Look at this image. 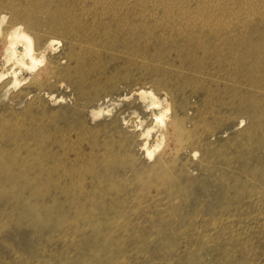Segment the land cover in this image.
I'll use <instances>...</instances> for the list:
<instances>
[{"label": "rangeland", "instance_id": "obj_1", "mask_svg": "<svg viewBox=\"0 0 264 264\" xmlns=\"http://www.w3.org/2000/svg\"><path fill=\"white\" fill-rule=\"evenodd\" d=\"M55 1L69 18L0 0V264H264V0ZM73 18L87 42L65 35ZM14 25L38 52L54 41L32 71L5 60ZM140 91L167 110L161 122Z\"/></svg>", "mask_w": 264, "mask_h": 264}, {"label": "bare ground", "instance_id": "obj_2", "mask_svg": "<svg viewBox=\"0 0 264 264\" xmlns=\"http://www.w3.org/2000/svg\"><path fill=\"white\" fill-rule=\"evenodd\" d=\"M28 1V0H27ZM42 2L39 4V5H42V9H44L45 11H46V13L48 14V20L49 21H53V22H57L58 21V17H64V18H69L68 17V15L66 16L65 14H64V11H63V8H61V6H60V4H57V1H55L56 3L54 4V0H41ZM225 1V0H224ZM7 2V1H6ZM26 2V1H25ZM44 3V4H43ZM221 4V3H220ZM6 5V4H5ZM28 5V4H27ZM38 5V6H39ZM218 6V5H217ZM18 7V6H17ZM22 7V6H21ZM20 7V8H21ZM65 9V8H64ZM16 10V9H15ZM14 10V11H15ZM19 10V9H18ZM81 10H82V7H81ZM17 11V10H16ZM21 11H22V8H21ZM26 12L24 13V15H23V17H24V20H25V22L29 25V26H31L33 23H35L36 22V19H35V13H36V6H34V7H32V8H30V7H27L26 8V10H25ZM23 12V11H22ZM19 13H21V12H19ZM63 13V14H62ZM67 14V13H66ZM17 15V14H16ZM22 16V15H21ZM72 16V15H71ZM22 18V17H21ZM70 18H72V17H70ZM18 21V20H17ZM22 21V20H21ZM64 23V22H63ZM59 26L61 25L60 23H57ZM65 24V23H64ZM127 24V23H126ZM73 25V26H72ZM70 27H68V28H66L65 29V31H64V33H65V35H77V34H80V35H83V38H84V40L86 41V40H88L89 39V35H86V33L84 32H82V28L81 27H79V26H77V20L76 19H74L73 18V24H72ZM118 25H120V24H118ZM35 25H33L32 27H34ZM67 26V25H66ZM94 26V25H93ZM115 26V25H114ZM56 26H54L53 28H55ZM99 27V26H98ZM168 27V26H167ZM167 27H165V28H167ZM28 28V27H27ZM62 29H63V27H61ZM95 28V27H94ZM105 28H106V26H105ZM104 28V29H105ZM124 28V27H123ZM192 28V27H191ZM224 28V27H223ZM52 29V28H51ZM103 28H101V30H102ZM111 29V28H110ZM114 29V28H113ZM10 32H4V34H2V40L4 41V43L7 45L6 46V48H5V52H4V55H5V60H6V62H8V63H13L14 64V66L15 65H19L20 67L22 66H24L23 68L24 69H26V70H31L32 71V69H34L38 64H40L41 62H43L44 60H45V57H43V55H45V53H47L48 51H51L52 50V47H53V45H54V41H48V42H46L41 48H39V52H38V50L37 49H35V47H34V39L32 38V37H30L20 26H17V25H14V26H12V27H10ZM54 30V29H53ZM64 30V29H63ZM96 30H97V28H96ZM99 30H100V27H99ZM126 30V29H125ZM132 30V29H131ZM152 30V29H151ZM168 30V29H167ZM186 30V29H185ZM50 31V30H49ZM52 31V30H51ZM55 31V30H54ZM94 31V30H93ZM141 31V30H140ZM144 31V30H143ZM53 32V31H52ZM58 32V31H57ZM56 32V33H57ZM60 32V31H59ZM87 32V31H86ZM89 32V31H88ZM103 32V31H102ZM115 32H116V30H115ZM118 32V31H117ZM123 32V31H122ZM126 32V31H125ZM166 32V31H165ZM150 33V32H149ZM184 33V32H183ZM58 34V33H57ZM88 34V33H87ZM109 34V33H108ZM113 34V33H112ZM120 34H122V33H120ZM144 34H146L145 32H144ZM185 34V33H184ZM183 34V35H184ZM98 35V34H97ZM125 35H126V33H125ZM148 35H151V34H148ZM162 35V34H161ZM182 35V36H183ZM103 36V35H102ZM67 37V36H66ZM69 37V36H68ZM67 37V38H68ZM92 37V36H91ZM90 37V38H91ZM94 37H96V36H94ZM106 37V36H105ZM110 37V36H109ZM119 37V36H118ZM137 37H138V35H137ZM149 37V36H148ZM168 37V36H167ZM98 38V37H97ZM127 38V37H126ZM134 39H135V37H133ZM169 38V37H168ZM96 39V38H95ZM120 40V39H119ZM17 41H23L24 42V49H23V51L22 52H18L17 51V49H16V44H17ZM84 41V42H85ZM97 41V40H96ZM121 41V40H120ZM123 41V40H122ZM127 41H128V39H127ZM141 41V40H140ZM87 42V41H86ZM116 42H117V40H116ZM147 42V41H146ZM91 43V42H90ZM93 43V42H92ZM118 43V42H117ZM123 43V42H122ZM127 43V42H126ZM129 43V42H128ZM89 44V43H88ZM130 44H131V42H130ZM137 44V43H136ZM139 44V43H138ZM126 46V45H125ZM132 47V46H131ZM134 47V46H133ZM125 48V47H124ZM86 49V48H85ZM137 49V48H136ZM92 50V49H91ZM133 50V49H132ZM121 51V50H120ZM87 52V51H86ZM123 52V51H122ZM132 52H134V51H132ZM136 52V51H135ZM121 53V52H120ZM127 54V53H126ZM132 54V53H131ZM130 55V54H129ZM132 56V55H131ZM129 58V57H128ZM26 59H28V61L29 62H26ZM131 62V61H130ZM12 64V65H13ZM153 64V63H152ZM26 65H27V67H26ZM125 65V64H124ZM165 65V64H164ZM18 66V67H19ZM53 66H54V64L53 63H51L50 64V68H53ZM106 66V65H105ZM150 66V65H149ZM5 67H6V65H5ZM26 67V68H25ZM148 67V66H147ZM12 69H13V66L11 67ZM3 70V69H2ZM6 72V71H5ZM11 72L12 73H14L15 71L13 70H11ZM155 72V71H154ZM7 73H9V75H10V72L8 71ZM11 73V74H12ZM17 73V72H16ZM15 73V74H16ZM15 74L14 75H12V79L8 82V84L10 83L13 87H16V86H18V85H20L19 83H21V81L20 80H18L17 79V77H15ZM161 74V73H160ZM1 75V74H0ZM18 75H19V72H18ZM17 74H16V76H18ZM6 76V75H5ZM3 77V76H2ZM0 78H1V76H0ZM161 79V78H160ZM24 80V79H23ZM95 80H96V78H95ZM95 80H93V79H91L90 80V82H93V83H95L96 81ZM168 80V79H167ZM80 82L83 84V85H85V79L84 78H82L81 80H80ZM158 82H161V80H158ZM165 83H167V82H165ZM168 86V85H167ZM140 93L141 94H143L144 96H148V97H150V104H151V106L154 108L155 107V109H153V111H150V113H149V115L151 116V120L153 121V122H161L162 121V117L164 116V113H166L167 112V110H161L160 112H156V108L159 106V105H157L158 104V102L156 101V100H154L153 98H152V94H151V92H147V91H140ZM8 112V111H7ZM6 112V113H7ZM5 113V114H6ZM100 113V112H99ZM99 113H97V114H99ZM7 115V114H6ZM7 116H9V115H7ZM6 116V117H7ZM258 116V121H259V123H260V114L259 115H256V117ZM15 117V116H14ZM39 117H40V115H39ZM18 118V117H17ZM42 118H43V116H42ZM8 119V118H7ZM41 119V118H40ZM44 119V118H43ZM47 119V118H46ZM50 119V118H49ZM4 120V119H3ZM10 120V119H9ZM18 120V119H17ZM11 121V120H10ZM10 121H8V122H10ZM31 121V120H30ZM42 121V120H41ZM49 121V120H48ZM28 122V121H27ZM52 122V121H51ZM12 123V122H11ZM47 123V122H46ZM2 124V123H1ZM8 124V123H7ZM15 124H17V122L15 123ZM33 124V123H32ZM3 125V124H2ZM13 125H14V122H13ZM18 125V124H17ZM40 125V124H39ZM11 126V125H10ZM19 126V125H18ZM17 126V127H18ZM38 126V125H37ZM41 126V125H40ZM74 126V125H73ZM83 126V125H82ZM140 126V125H139ZM16 127V126H15ZM22 127V126H21ZM30 127V126H29ZM34 127V126H33ZM44 127V126H43ZM134 127H135V129L137 128V125H135L134 124ZM25 128V127H24ZM35 128V127H34ZM13 129V128H12ZM17 129H19V128H14L13 130L14 131H17ZM21 129V128H20ZM32 129V128H31ZM44 129V128H43ZM46 129V128H45ZM81 129H83V128H81ZM80 129V130H81ZM132 129H133V127H132ZM11 130V129H10ZM26 130V129H25ZM39 129L37 128V131H38ZM40 130H42L41 128H40ZM47 130V129H46ZM74 130V129H73ZM9 131V130H8ZM36 131V130H35ZM70 131H71V129H70ZM90 131H92V130H90ZM89 131V132H90ZM148 131V130H147ZM1 132H3V129H0V134H1ZM10 132V131H9ZM25 132V131H24ZM23 132V133H24ZM28 132H30V131H28ZM32 132V131H31ZM67 132V131H66ZM77 132V131H76ZM175 132L177 133H179V134H183L184 133V129H182V125H181V123H179V121H176L175 122ZM15 133V132H14ZM44 133H46L45 131H44ZM43 133V134H44ZM74 133V132H73ZM85 133V132H84ZM94 133H96L95 131H94ZM93 133V134H94ZM5 134V133H4ZM6 134H7V132H6ZM21 134V133H20ZM90 134V133H89ZM98 134V133H97ZM10 135V134H9ZM31 135H33V134H31ZM37 135V134H36ZM62 135V134H61ZM91 135V134H90ZM149 135V134H148ZM4 136H7V135H4ZM42 136V134L40 135V137ZM62 136H64V134L62 135ZM95 136V135H94ZM9 137V136H8ZM8 137H6V138H8ZM20 137V136H19ZM23 137V136H22ZM25 137V136H24ZM23 137V138H24ZM36 137V136H35ZM88 137V136H87ZM179 137L181 138V136L179 135ZM14 138H15V135H14ZM13 138V139H14ZM27 138V137H26ZM25 138V139H26ZM31 138V137H30ZM61 138H63V137H61ZM68 138V137H67ZM84 138V137H83ZM113 138V137H112ZM115 138V137H114ZM10 139V138H9ZM24 139V140H25ZM37 139V138H36ZM46 139V138H45ZM96 138H94V140H95ZM97 139H98V137H97ZM96 139V140H97ZM177 139H178V135H177ZM7 140V139H6ZM20 140H21V137H20ZM35 140V139H34ZM33 140V141H34ZM63 140V139H62ZM91 140H92V138H91ZM114 140V139H113ZM10 141V140H9ZM23 141V140H22ZM22 141H21V143H22ZM44 141V140H43ZM83 141V140H82ZM16 142H17V140H16ZM68 142V141H67ZM79 142V141H78ZM84 142H86V140L84 141ZM157 142V141H156ZM26 143V142H25ZM28 143H29V140H28ZM41 143H42V140H41ZM40 143V144H41ZM45 143V142H44ZM43 143V144H44ZM56 143H57V141H56ZM55 143V144H56ZM64 143V142H63ZM83 143V142H82ZM105 143V142H104ZM113 143V142H112ZM124 143V142H123ZM159 143H160V141L157 143V145L153 148V150H155L158 146H159ZM2 144V143H1ZM5 144V143H4ZM18 144V143H17ZM37 144V143H36ZM39 144V145H40ZM46 144V143H45ZM60 144V143H59ZM59 144H58V146H59ZM77 144V143H76ZM92 144H93V142H92ZM96 144V143H95ZM98 144V143H97ZM26 145V144H25ZM38 145V144H37ZM66 145V144H65ZM72 145V144H71ZM80 145V144H79ZM94 145V144H93ZM4 146V145H3ZM6 146V145H5ZM27 146V145H26ZM34 146H35V144H34ZM42 146V145H41ZM73 146V145H72ZM89 146V145H88ZM92 146V145H91ZM10 147V146H9ZM14 147H15V145H14ZM23 147V146H22ZM63 147V146H62ZM142 148V150H143V152H144V154H146L149 158L150 157H152V153H153V150H148V148H147V146H146V144H142V146H141ZM16 148V150L18 149L17 147H15ZM24 148H25V146H24ZM32 148V147H31ZM38 148V147H37ZM45 148V147H44ZM80 148V147H79ZM91 148V147H90ZM92 148L94 149L95 148V145L94 146H92ZM97 148V147H96ZM111 148H112V146H111ZM3 149V148H2ZM12 149V148H11ZM30 149V148H29ZM46 149V148H45ZM64 149V148H63ZM66 149V148H65ZM64 149V150H65ZM98 149V148H97ZM113 149V148H112ZM33 150V149H32ZM38 150V149H37ZM64 150H62V151H64ZM8 151V150H7ZM12 151H13V149H12ZM18 151V150H17ZM27 151V150H26ZM39 151V150H38ZM91 151H92V149H91ZM33 152V151H32ZM36 152V151H35ZM34 152V153H35ZM44 152H46V151H44ZM55 152V151H54ZM56 152H58L57 150H56ZM65 152V151H64ZM64 152H62V154L64 153ZM78 152V151H77ZM90 152V151H89ZM88 152V153H89ZM11 153V152H10ZM14 153V152H13ZM38 153V152H37ZM42 153H43V151H42ZM51 153V152H50ZM75 153V152H74ZM112 153V152H111ZM110 153V154H111ZM0 154H1V152H0ZM9 154V153H8ZM26 154V153H25ZM29 154H32V153H29ZM48 154V153H47ZM46 154V155H47ZM119 154V153H118ZM13 155V154H12ZM39 155V154H38ZM37 155V156H38ZM45 155V156H46ZM85 155V153H83V156ZM92 155H94V154H92ZM104 155V154H103ZM102 155V156H103ZM5 156V155H4ZM25 156V155H24ZM29 156H31V155H29ZM34 156V155H33ZM36 156V155H35ZM49 156V155H48ZM56 156V155H55ZM54 156V157H55ZM78 156V155H77ZM119 156V155H118ZM130 156V155H129ZM14 157V156H13ZM17 157V156H16ZM19 157V156H18ZM41 157H43V155L41 156ZM86 156H84V158H85ZM111 157V156H110ZM8 158V157H7ZM15 158V157H14ZM32 158V157H31ZM48 158V157H47ZM62 158H63V156H62ZM76 158V157H75ZM74 158V159H75ZM78 158V157H77ZM77 158H76V160H77ZM83 158V157H82ZM92 158V157H91ZM103 158V157H102ZM115 157H113V159H114ZM9 159V158H8ZM29 159H30V157H29ZM50 159V158H49ZM57 159V158H56ZM70 159V158H69ZM81 159V158H80ZM87 159H90V158H87ZM112 159V160H113ZM124 159V158H123ZM52 160V159H51ZM55 160V159H54ZM75 160V161H76ZM84 160V159H83ZM94 160V159H93ZM104 162L103 163H105V164H109V163H111L112 162V160H111V158H109V156L108 155H106L105 157H104ZM120 160V159H119ZM10 162H12L13 160H9ZM22 161V160H21ZM28 161V160H27ZM35 161L36 162H39L40 160H39V158H36L35 159ZM64 161V160H63ZM66 161H67V159H66ZM85 161V160H84ZM83 161V162H84ZM89 161V160H88ZM91 161V160H90ZM101 161V160H100ZM133 161V160H132ZM35 162V163H36ZM42 162H43V160H42ZM70 162V161H69ZM82 162V161H81ZM116 162V161H115ZM121 164L123 165V161L121 160ZM9 162H7V160L5 161L3 158H1L0 157V168L1 167H3V166H5V165H7ZM22 163H23V161H22ZM27 163V162H26ZM35 163H34V165H35ZM65 163V162H64ZM67 163V162H66ZM72 163V162H71ZM77 163V162H76ZM75 163V164H76ZM100 163V162H99ZM113 163L114 162H112V164H110L112 167H113ZM5 164V165H4ZM18 164V163H17ZM44 164V163H43ZM50 164V163H49ZM53 164V163H52ZM55 164V163H54ZM97 164V163H96ZM101 164H102V162H101ZM23 165V164H22ZM26 165V164H25ZM29 165V164H28ZM61 165V164H60ZM119 165V164H118ZM122 165H120V166H122ZM15 166V165H14ZM13 166V167H14ZM30 166V165H29ZM45 166V165H44ZM53 166V165H52ZM55 166V165H54ZM72 166V165H71ZM85 166V165H84ZM90 166H91V164H90ZM93 166H95L94 164H93ZM92 166V167H93ZM173 166H175V165H173ZM20 168H21V166H19ZM36 167V166H35ZM40 167V166H39ZM50 167V166H49ZM59 167V166H58ZM57 167V168H58ZM80 167V166H79ZM78 167V168H79ZM91 167V168H92ZM99 167H100V165H99ZM19 168V169H20ZM71 168H73V167H71ZM70 168V169H71ZM75 168V167H74ZM85 168H86V166H85ZM107 168H108V166H107ZM18 169V168H17ZM28 169H29V167H28ZM31 169H33V168H31ZM30 169V170H31ZM40 169H41V167H40ZM48 169V168H47ZM55 169V168H54ZM76 169V168H75ZM106 169V168H105ZM131 169H132V166H131ZM174 169V168H173ZM175 169H176V166H175ZM16 170V169H15ZM35 170H36V168H35ZM73 170V169H72ZM78 170H80V169H78ZM14 171V170H13ZM17 171V170H16ZM15 171V172H16ZM21 171V170H20ZM26 171H27V168H26ZM67 171V170H66ZM95 171V170H94ZM97 171V170H96ZM40 172V171H39ZM38 172V173H39ZM51 173H52V171H50ZM68 172V171H67ZM66 172V173H67ZM138 172V171H137ZM29 173V172H28ZM32 173V172H31ZM50 173V174H51ZM90 173V172H89ZM88 173V174H89ZM94 173V172H93ZM108 173V172H107ZM12 174V173H11ZM14 174V173H13ZM44 174V173H43ZM55 174V173H54ZM53 174V175H54ZM64 174H65V172H64ZM29 175H31V174H29ZM35 175H36V173H35ZM34 175V176H35ZM58 175V174H57ZM83 175V174H82ZM90 175V174H89ZM135 175V174H134ZM147 175V174H146ZM145 175V177H147ZM51 176V175H50ZM79 176V175H78ZM93 176V175H92ZM111 177H112V175H110ZM160 177H162V179H164V180H166V185H168L170 182H171V179H167V176H161V175H159ZM26 177H27V175H26ZM41 177H45V176H41ZM47 177V176H46ZM45 177V178H46ZM64 177V176H63ZM72 177V176H71ZM91 177V176H90ZM134 177V176H133ZM156 177H158V176H156ZM3 178V177H2ZM48 178V177H47ZM61 178V177H60ZM80 178V177H79ZM82 178V177H81ZM85 178H86V176H85ZM103 178V177H102ZM15 179V178H14ZM42 178H40V180H41ZM44 179V178H43ZM57 179V178H56ZM99 179V178H98ZM133 179V178H132ZM136 179H137V177H136ZM140 179V178H139ZM139 179H137L138 181H139ZM144 179V178H143ZM147 179V178H146ZM12 180V179H11ZM22 180V179H21ZM26 180V179H25ZM24 180V181H25ZM39 180V179H38ZM37 179H36V181H38ZM48 180V179H47ZM54 180V179H53ZM80 180V179H79ZM84 180V179H83ZM103 180V179H102ZM102 180H100V181H102ZM118 180V179H117ZM16 181V180H15ZM44 181H46V179L44 180ZM55 181V180H54ZM54 181H51V182H54ZM88 181V180H87ZM3 182V181H2ZM13 182V181H12ZM31 182V181H30ZM48 182H50V181H48ZM93 182H94V179H93ZM98 182V181H97ZM103 182V181H102ZM140 182H143V181H140ZM147 182V181H146ZM175 182V181H174ZM26 183V182H25ZM73 183V182H72ZM78 183V182H77ZM137 183V182H136ZM165 183V182H164ZM23 184V183H22ZM80 184V183H79ZM91 184V183H90ZM93 184V183H92ZM110 184H112V183H110ZM115 184V183H114ZM150 185V183H148L147 182V185ZM9 185V184H8ZM49 185H50V183H49ZM54 185H56V183L54 184ZM74 185H75V182H74ZM103 185H104V183H103ZM132 185V184H131ZM130 185V186H131ZM156 185V184H155ZM158 185V184H157ZM162 185V184H161ZM51 186V185H50ZM82 186V185H81ZM86 186V185H85ZM95 186V185H94ZM110 186V185H109ZM108 186V187H109ZM151 186V185H150ZM176 186V185H175ZM107 187V186H106ZM133 187V186H132ZM167 187V186H166ZM51 188V187H50ZM53 188V187H52ZM70 188V187H69ZM75 188V187H74ZM92 188V187H91ZM102 188V187H101ZM120 189H121V187H119ZM125 188V187H124ZM149 188V187H148ZM173 188H175L174 187V184H173ZM82 189V188H81ZM103 189V188H102ZM108 189V188H107ZM110 189V188H109ZM150 189V188H149ZM80 190V189H79ZM78 190V191H79ZM95 190H96V188H95ZM100 190V189H99ZM123 190V189H122ZM59 191V190H58ZM62 191V190H61ZM60 191V192H61ZM89 191V190H88ZM98 191V190H97ZM148 191V190H147ZM56 192V191H55ZM67 192H68V190H67ZM67 192H65L66 194H68ZM84 192H85V190H84ZM94 192V191H93ZM96 192V191H95ZM111 192V191H110ZM115 192V191H114ZM113 192V193H114ZM142 192V191H141ZM140 192V193H141ZM146 192V191H145ZM144 192V193H145ZM82 193V192H81ZM98 193H100V192H98ZM134 193H135V190H134ZM149 193V192H148ZM63 194V193H62ZM80 194V193H79ZM87 194H88V192H87ZM92 194V193H91ZM96 194V193H95ZM105 194V193H104ZM132 194V193H131ZM139 194V193H138ZM47 195V194H46ZM61 195V194H60ZM100 195V194H99ZM143 195V194H142ZM151 195V194H150ZM54 196H55V194H54ZM88 196V195H87ZM48 197V196H47ZM83 197V196H82ZM95 197V196H94ZM99 197V196H98ZM100 197H101V195H100ZM108 197V196H107ZM84 198V197H83ZM91 198V197H90ZM106 198V197H105ZM104 198V199H105ZM113 198V197H112ZM132 198V197H131ZM148 198V197H147ZM91 199H93V198H91ZM90 199V200H91ZM101 199H103V198H101ZM134 199V198H133ZM55 200H56V198H55ZM78 200H80V199H78ZM85 200H86V198H85ZM106 200H107V198H106ZM59 201V200H58ZM81 201V200H80ZM102 201V200H101ZM152 201V200H151ZM157 201H159V200H157ZM49 202V201H48ZM53 202V201H52ZM64 202V201H63ZM77 202V201H76ZM83 202V201H82ZM105 202V201H104ZM134 202V201H133ZM40 203V202H39ZM72 203V202H71ZM86 203V202H85ZM93 203V202H92ZM95 203H96V201H95ZM99 203V202H98ZM103 203V202H102ZM102 203H100V205L102 204ZM109 203V202H108ZM158 203V202H157ZM3 204V203H2ZM14 204H15V202H14ZM14 204H13V206H14ZM60 204H62L61 202H60ZM68 204V203H67ZM83 204H84V202H83ZM82 204V205H83ZM110 204V203H109ZM146 204V203H145ZM48 205V204H47ZM72 205V204H71ZM70 205V206H71ZM74 205V204H73ZM88 205V204H87ZM86 205V206H87ZM99 205V204H98ZM97 205V206H98ZM103 205H106V203L105 204H103ZM90 206V205H89ZM110 206V205H109ZM6 207V206H5ZM17 207V206H16ZM15 207V208H16ZM46 207V206H45ZM50 207H51V205H50ZM60 207H61V205H60ZM81 206H79V208H80ZM92 207V206H91ZM110 207H112V205L110 206ZM12 208V207H11ZM10 208V209H11ZM89 208V207H88ZM88 208H87V210H88ZM103 208V207H102ZM115 207H113V209H114ZM78 209V208H77ZM91 209V208H90ZM39 210H42L41 208L39 209ZM68 210V209H67ZM82 210V209H81ZM86 210V209H85ZM94 210H95V208H94ZM157 210H158V208H157ZM75 211V210H74ZM80 211V210H79ZM86 212V211H85ZM92 212V211H91ZM97 212H99V211H97ZM15 213V212H14ZM17 213V212H16ZM49 213H50V211H49ZM78 213V212H77ZM76 213V214H77ZM82 213V212H81ZM95 213V212H94ZM103 213V212H102ZM102 213H100V214H102ZM17 215H20V214H17ZM67 215V214H66ZM80 215V214H79ZM11 216H12V214H11ZM54 216V215H53ZM52 216V217H53ZM73 216V215H72ZM77 216V215H76ZM75 216V217H76ZM100 216V215H99ZM20 217V216H19ZM23 217V216H22ZM45 217V216H44ZM67 217V216H66ZM66 217L64 216V218L66 219ZM78 217V216H77ZM76 217V218H77ZM48 218H50V217H48ZM75 218V219H76ZM88 218V217H87ZM86 218V219H87ZM91 218L93 219V216H91ZM20 219V218H19ZM61 219H63V218H61ZM85 219V218H84ZM21 220V219H20ZM57 220V219H56ZM60 220V219H59ZM73 220V219H72ZM71 220V221H72ZM77 220H78V218H77ZM82 220V219H81ZM100 220V219H99ZM51 221V220H50ZM83 221H85V220H83ZM98 221V220H97ZM121 221V220H120ZM119 221V222H120ZM123 221V220H122ZM4 222H6V221H4ZM57 222H59V221H57ZM57 222H55V223H57ZM79 222V221H78ZM88 223H89V220L87 221ZM99 222V221H98ZM32 223V222H31ZM30 223V224H31ZM52 223V222H51ZM69 223H70V221H69ZM68 223V224H69ZM84 223V222H83ZM82 223V224H83ZM96 223V222H95ZM99 223H101V222H99ZM111 223H112V221H111ZM219 223V222H218ZM54 224V223H53ZM52 224V225H53ZM59 224V223H58ZM67 224V223H66ZM114 224V223H113ZM7 225V224H6ZM5 225V226H6ZM33 224H31V226H32ZM63 225H64V223H63ZM71 225H73V224H71ZM75 225H77V224H75ZM74 225V226H75ZM80 225H81V223H80ZM83 225H85V224H83ZM92 225H94V223H92ZM115 225V224H114ZM2 226V225H1ZM31 226H29V227H31ZM58 226V225H57ZM56 226V227H57ZM65 226V225H64ZM89 226V225H88ZM7 227V226H6ZM53 227V226H52ZM60 227H61V225H60ZM97 227H99L98 225H97ZM96 227V228H97ZM50 228V227H49ZM75 228V227H74ZM84 228V227H83ZM82 228V229H83ZM91 228L93 229V227L91 226ZM100 228V227H99ZM2 230H4L3 228H1ZM66 229V228H65ZM78 229H79V227H78ZM81 229V230H82ZM94 229H95V226H94ZM94 229H93V231H94ZM74 230V229H73ZM85 230V229H84ZM83 230V231H84ZM88 230V229H87ZM97 230V229H96ZM34 232V231H33ZM80 232V231H79ZM84 232H86V231H84ZM113 232V231H112ZM1 233V232H0ZM81 233V232H80ZM79 233V234H80ZM95 233V232H94ZM94 233H92V234H94ZM103 233V232H102ZM32 234V233H31ZM56 234V233H55ZM77 234V233H76ZM75 234V235H76ZM87 234H89V233H87ZM83 235V234H82ZM104 235L105 234H103V237H104ZM77 236V235H76ZM48 237V236H47ZM79 238V237H78ZM97 238V237H96ZM96 238H95V240H96ZM64 239V238H63ZM53 240V239H52ZM40 241V240H39ZM38 241V242H39ZM51 241V240H50ZM1 243H3V242H1ZM40 243H41V241H40ZM93 243V242H92ZM96 243V242H95ZM7 244V243H6ZM97 244V243H96ZM4 245H5V243H4ZM37 245H39V244H37ZM63 247V246H62ZM6 248V247H5ZM38 249V248H37ZM45 249V248H44ZM8 250V249H7ZM29 250H31V249H29ZM32 251H33V249H32ZM37 252H38V250H36ZM35 251V252H36ZM63 252V251H62ZM14 253V252H13ZM43 253H44V251H43ZM18 254V253H17ZM35 254V253H34ZM37 254V253H36ZM50 254V253H49ZM26 255V253L24 254V256ZM28 255V254H27ZM26 255V256H27ZM60 255H62V254H60ZM137 255V254H136ZM35 257H37V255H35ZM60 257V256H59ZM34 258V257H33ZM135 258V257H134ZM67 259V258H66ZM26 260V259H25ZM41 260V259H40ZM114 260V259H113ZM24 261V260H23ZM23 261H21V262H23ZM27 261H29V260H27ZM26 261V262H27ZM47 261V260H46ZM45 261V262H46ZM120 261V260H119ZM123 261V260H122ZM33 263V262H32ZM52 263V262H51ZM65 263H67V262H65ZM21 264V263H20ZM30 264V263H29ZM38 264V263H37ZM43 264V263H42ZM47 264V263H46ZM50 264V263H49ZM121 264V263H120Z\"/></svg>", "mask_w": 264, "mask_h": 264}]
</instances>
